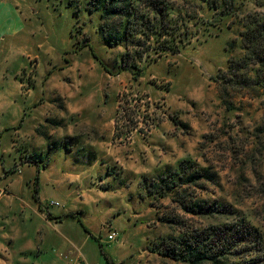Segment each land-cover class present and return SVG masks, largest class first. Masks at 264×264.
I'll return each instance as SVG.
<instances>
[{"label": "rangeland", "instance_id": "1", "mask_svg": "<svg viewBox=\"0 0 264 264\" xmlns=\"http://www.w3.org/2000/svg\"><path fill=\"white\" fill-rule=\"evenodd\" d=\"M233 4L221 17L198 0H140L134 42L112 46L115 22L83 4L0 0V146L6 162L17 155L65 179L54 194H75L42 204L83 222L62 264H186L151 249L216 222L183 210L200 202L232 208L217 218L247 220L264 248V66L248 65L259 85L254 70L247 84L242 71L219 78L243 57L246 26L264 22V0ZM123 53L140 75L122 68Z\"/></svg>", "mask_w": 264, "mask_h": 264}, {"label": "trees", "instance_id": "2", "mask_svg": "<svg viewBox=\"0 0 264 264\" xmlns=\"http://www.w3.org/2000/svg\"><path fill=\"white\" fill-rule=\"evenodd\" d=\"M198 1L215 10L221 17L232 16L235 13L234 0ZM66 2L67 6L72 8L83 4L82 9L87 11L89 15L99 11L102 23L109 20L110 22L114 21L115 26L112 25L113 28L104 36L109 45L114 46L120 42L124 44L134 42V38H131L133 34L131 29L134 27V19L138 12L137 7L140 0H66ZM157 9L161 17H167L165 10L162 8ZM99 30L102 31L103 29L100 27ZM147 33H150V31H147ZM149 39L145 38L146 41ZM85 43L83 46L88 47L93 58L98 60L90 45L87 42ZM241 44L244 51L243 57L238 60H229L227 70L219 74L222 82L230 81L234 75L237 76L238 72L242 71L244 73L240 81L247 84L246 82L249 80L246 77L249 72L251 70L258 71V69L248 68V65L264 66V22L246 26L245 32L242 33ZM126 58L129 59L127 54L123 53L120 58V62L124 64L122 68L136 76L140 75L139 68L127 66ZM99 64L107 71L101 61H99ZM255 74L257 77L255 82L259 85V74L258 72ZM134 79H137V77ZM261 86L264 87L263 84ZM221 101L224 102L222 96ZM171 188H173V184L162 186L161 191L164 192H160V194L164 193L161 194L162 196L168 195L165 193L170 191ZM182 207L186 213L198 214L199 217L206 219L214 218L216 222L197 227L184 226L177 233L168 234L161 239L160 243L153 246L152 252L166 259L186 264H264L263 239L259 230L243 218L235 217L224 221L217 218L221 215H232L234 213L232 208H227L219 203L210 204L206 202H200L193 206L183 204ZM65 217L74 218V215L67 214Z\"/></svg>", "mask_w": 264, "mask_h": 264}, {"label": "crops", "instance_id": "3", "mask_svg": "<svg viewBox=\"0 0 264 264\" xmlns=\"http://www.w3.org/2000/svg\"><path fill=\"white\" fill-rule=\"evenodd\" d=\"M5 152L1 147L0 264H62L57 253L76 248L72 236L81 233L76 221L83 222L78 217L74 220L65 217L67 213L63 209L43 208L42 204L75 194H54L65 192V179H60L56 173L49 178V168L41 169L17 155L6 162ZM34 181L36 198L30 188ZM48 186L53 187V194H47Z\"/></svg>", "mask_w": 264, "mask_h": 264}, {"label": "built area", "instance_id": "4", "mask_svg": "<svg viewBox=\"0 0 264 264\" xmlns=\"http://www.w3.org/2000/svg\"><path fill=\"white\" fill-rule=\"evenodd\" d=\"M48 206L49 207H59L60 204L57 201L50 200L48 202ZM116 239H117V234L115 232H111L108 234V241L112 242V241H115ZM67 260L69 259L67 258ZM65 264H79V261H77V259H75L74 261L71 259L67 261Z\"/></svg>", "mask_w": 264, "mask_h": 264}]
</instances>
